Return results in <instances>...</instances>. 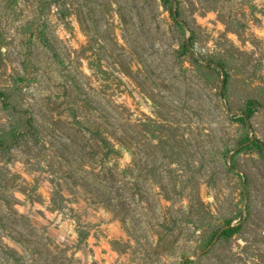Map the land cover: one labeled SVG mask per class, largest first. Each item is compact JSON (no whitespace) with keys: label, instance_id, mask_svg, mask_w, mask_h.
<instances>
[{"label":"rangeland","instance_id":"rangeland-1","mask_svg":"<svg viewBox=\"0 0 264 264\" xmlns=\"http://www.w3.org/2000/svg\"><path fill=\"white\" fill-rule=\"evenodd\" d=\"M101 261L264 264V0H0V264Z\"/></svg>","mask_w":264,"mask_h":264},{"label":"crops","instance_id":"crops-1","mask_svg":"<svg viewBox=\"0 0 264 264\" xmlns=\"http://www.w3.org/2000/svg\"><path fill=\"white\" fill-rule=\"evenodd\" d=\"M91 238H92V237L89 236V237L86 239V242L89 243V240H90ZM100 263H101V264H105V262H103V261H101Z\"/></svg>","mask_w":264,"mask_h":264}]
</instances>
